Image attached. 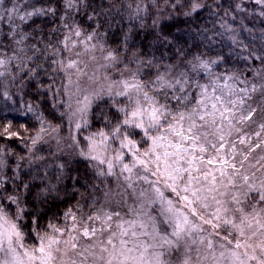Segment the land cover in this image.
I'll return each mask as SVG.
<instances>
[{
    "label": "snow or ice",
    "instance_id": "6c2138e0",
    "mask_svg": "<svg viewBox=\"0 0 264 264\" xmlns=\"http://www.w3.org/2000/svg\"><path fill=\"white\" fill-rule=\"evenodd\" d=\"M63 2L66 9H72L82 0ZM257 3H264V0H257ZM173 6L182 7V0ZM202 7L205 5L195 0L191 11L199 15L198 10ZM15 11L14 8L8 10L10 19ZM141 11L138 5L136 12ZM49 14L55 15L56 10L37 8L19 18L24 20L33 15ZM64 19L61 17L62 21ZM65 27L68 25L65 24ZM52 31L56 32L57 29ZM74 35L80 37L82 33L75 30ZM94 35L97 33L88 34L87 40ZM27 36L24 33L18 39L14 37L17 47L13 49L12 56H0V80L12 75V64L15 63L17 74L13 75V80L29 77L30 81L39 83L37 93L46 95L52 91L57 74L62 72L68 80L66 85H61L65 92L73 85L71 77L74 74L86 75L78 61L71 57L57 59L61 52H71L76 47L78 42L72 41L71 35L55 43L50 38L44 49L30 46L33 55H28L25 48L19 46ZM230 39L235 42V37ZM80 43L87 51V42ZM60 44H63V48L58 47ZM49 48L52 49L50 53ZM116 53L110 50L104 59L114 63ZM41 55L45 56V61L51 60V64L56 65L51 73L44 63H37ZM196 59L199 61L197 67L205 72L214 63L200 57ZM133 62L129 61V64ZM261 62L264 63V59ZM110 66L105 65L106 68ZM42 72L51 78L46 89L44 82L39 80ZM121 77L111 80L106 89L102 86L101 91L123 105L115 109V113L122 114V118L116 115L113 125L112 120L106 117V126H111L109 133L100 131L89 137L86 147L79 154L96 162L98 177L105 180L116 178L117 186L122 191H113L109 187L103 193L105 200L111 203L119 197L116 203L128 206V211L136 213L138 219L124 221L120 211L104 204L96 208L95 204L100 203L97 197L94 198V211L88 214L87 221L83 215L78 219L77 213L69 208L62 215L65 221L71 219L70 229L66 225L63 228L59 226L55 222V214L46 224H42L45 213L29 199L34 186L27 183L15 185L9 194L3 183L5 177L0 171V253H3L0 264H77L76 259L69 257L70 252L74 257H82L80 264H87L90 256L99 259L102 264H172L164 257L174 253L183 257L178 264H264V208H254L249 213L240 199V195L247 197L249 193H258V202L264 203V178L257 185L255 173L247 175L248 168L245 167L246 162L255 159L258 170H264V103L254 99L257 91L255 85L251 89L244 87L237 90L232 82L236 78L222 74L210 85H199V91L189 96L186 92L188 81L180 77L170 81L161 74L151 85L142 83L144 78L139 69L130 77L123 74ZM166 89L172 90L166 92V98L172 95V101L161 104L157 95ZM176 92L181 95H175ZM260 94L264 96V90ZM83 104L81 112L91 104L89 96H84ZM28 111L34 112L35 109L29 105ZM36 118L41 125L44 124L43 116ZM75 126L80 128L81 125L77 123ZM45 131L41 127L40 132ZM40 139L38 133L33 145ZM117 141L118 146L113 147ZM3 151L0 149V152ZM4 167L5 157L0 156V170ZM250 167L256 168V165L250 164ZM261 174L264 177V171ZM12 182L15 184V180ZM140 183L147 187L137 190ZM160 184L176 194L182 208L165 197ZM21 187L24 192L20 191ZM233 188H237L239 194L233 193ZM129 200L133 201V205H128ZM22 204L30 207H22ZM157 204L159 207H153ZM13 206L16 214L10 218L9 212ZM210 207L212 211L206 212ZM25 219L26 224L18 225L16 222ZM196 220L201 223H196ZM97 222L99 228L94 226ZM114 222L117 231L111 230ZM158 224L167 225L171 231L164 229L161 232ZM202 225H210L213 229L231 228L229 235L233 238H222L227 243L219 245L221 250L218 255L213 240L200 235L204 231ZM29 228L35 230L38 246L18 251V247H23L22 229ZM106 230L111 234L106 240L100 239L98 232L103 234ZM65 234L67 239L64 238ZM216 234L219 235L218 232ZM28 235L31 236L30 231ZM141 237L149 239L145 241ZM85 238L89 243L81 247ZM96 248L99 255L93 250ZM201 248L204 250L201 251ZM240 249L245 250L241 252ZM192 251L197 253L195 260L192 259Z\"/></svg>",
    "mask_w": 264,
    "mask_h": 264
},
{
    "label": "trees",
    "instance_id": "16d2710c",
    "mask_svg": "<svg viewBox=\"0 0 264 264\" xmlns=\"http://www.w3.org/2000/svg\"><path fill=\"white\" fill-rule=\"evenodd\" d=\"M244 2L242 0L241 5ZM235 3L236 0H205V7L199 10V15L193 12L191 16H185L181 7L173 6L175 0H169V4L157 0L155 6L145 0L144 8L147 10L139 13L128 9L126 5H121L117 10L109 5L108 0H82L72 9H66L63 0H0V56L14 54L13 49L17 47L14 37L18 39L21 34L27 33L28 36L19 46L24 47L28 55H33L29 50L30 46L35 45L38 49H44L50 38L53 43L57 40L62 41L71 29H74L80 30L86 37L96 32L97 35L92 39L98 46L104 51L112 49L117 53H123L124 64L129 63L133 53L144 59L156 62L163 59L165 63H170L175 59L176 48L162 38L175 39L177 45H180L186 41L190 27L202 26L217 33L213 37L214 42L210 41L209 44L225 57V74L232 76V72L235 71L242 73L240 80L252 81L255 71L264 68V63L258 58L264 48H261L260 34L252 25V20L249 23L250 27H247L251 32L241 26ZM13 8L16 11L10 19L7 13ZM37 8H53L56 14L33 15L24 20L19 18ZM224 9H228L235 19L225 16ZM61 17L65 19L62 21ZM221 19L237 29L235 42L230 39L231 33L220 27ZM65 24L68 27H65ZM53 29L57 31L53 32ZM58 47L63 48V44ZM51 51L49 48L48 52ZM253 51L257 53L256 56L251 55ZM161 52L168 55L161 57ZM61 57H69L68 51L61 52L57 59ZM37 63H44L49 73L56 67L51 64V60L45 61L44 55L40 56ZM124 64L120 66L124 67ZM16 74L14 63L12 75L0 80V149L22 161L23 168L17 176L20 178L15 184L13 182L11 184L15 186L27 183L34 186L29 199L37 209L45 213L42 221V224H45L53 214L56 219L61 218L63 212L75 205L86 206L87 203L88 206L92 205L96 194H99L96 191L99 190L101 180L87 162L60 157L54 152L48 139L46 146L36 148L33 154L30 152L33 139L38 133L41 134V127L46 130L44 133H48L51 127L57 128V123L61 124L64 121L60 116L63 107L59 102L64 96L61 85H64L65 77L62 72L57 74L52 91L42 95L37 93V88L40 87L37 81H30L29 77L13 80V75ZM151 74L150 69H144L142 72L143 78ZM39 80L44 82L45 89L51 83L50 76L43 72ZM29 105L33 106L34 112L28 111ZM112 110L108 102L96 105L91 113L92 124L105 126L107 124L105 118L111 119ZM37 116L44 117L43 125L37 120ZM58 131L64 133L61 129ZM44 185L49 187L55 185L60 194L49 199V193L39 192ZM6 188L11 190L8 185ZM20 191L24 192L23 187Z\"/></svg>",
    "mask_w": 264,
    "mask_h": 264
},
{
    "label": "rangeland",
    "instance_id": "374dc122",
    "mask_svg": "<svg viewBox=\"0 0 264 264\" xmlns=\"http://www.w3.org/2000/svg\"><path fill=\"white\" fill-rule=\"evenodd\" d=\"M244 4L241 5V8L244 9V11L238 12V17L240 18V21L243 20L244 24L243 27L247 28L250 27L249 23L252 20L253 23L252 25L255 27V30L257 32L260 31L259 29H264V3H257V0H244ZM203 8V7H202ZM201 8V9H202ZM199 9V10H201ZM198 10V11H199ZM195 13V12H194ZM249 17H252L250 19ZM74 29H71V31L68 33V35H71V39L74 42H78L76 47L71 50V52L68 51L69 57L72 59L78 61L79 66L82 70L83 73H86V75H73L71 78L73 80V85L68 89V91L65 92L64 90V96L63 99L60 100L59 104L63 108H61V114L64 118L63 123L59 124L57 123V128L51 127L50 132L48 133H41L40 137L41 139L37 141L35 145L33 143L30 146V152L39 148L46 146L47 144V139L48 143H51L52 149H54L55 153H58L60 157H65L69 160H80L87 162L90 167L94 170V172L97 173L99 170L96 167V162L91 161L89 159H86L85 157L81 156L79 153L81 150H83L88 142V138L96 135L100 131H104L106 134L109 133L111 126H102L101 124L94 125L92 124L93 120L91 118V113L93 109L96 107L98 104H102L103 102H108L109 106L113 109V113L111 114V120L113 125L116 122V115H120L122 118V114H116L115 109L116 107L123 106L121 104H117L115 98H109L106 92L101 91V87L107 88L108 83L111 82V80H119L122 77L120 76L119 73L112 71L111 68H106L105 65H107V61L105 59H101V54L103 53V56L107 55V51L102 50L96 41L94 39L87 40L86 36L81 35L80 37H76L74 35ZM87 42V51L85 50V46L83 43L80 42ZM76 53H79V55H76ZM116 67L122 68L120 64H117ZM260 71H264V68ZM91 77V79H90ZM108 77V80H105L104 78ZM65 83L66 85L68 83L67 78H65ZM253 82L255 81V76L252 80ZM237 90L240 88L248 87L250 88V85H246L243 83V80L240 79H235L232 81ZM79 88V91L77 90ZM99 94V95H97ZM87 95L90 97L91 104L89 107L81 112L80 109L84 107L83 101H84V96ZM255 100H258L259 97L255 96ZM255 106V105H254ZM79 123L81 126L80 128H76V124ZM55 129V131H53ZM61 129L64 131L62 133L61 131H58ZM52 134H49L51 133ZM99 139V137H96ZM118 146V141L113 143V147ZM48 147H50L48 145ZM211 154V153H209ZM259 155V154H258ZM0 156L5 157V164L6 167H4L2 170L3 175L5 177V180L3 181L5 187L6 185L9 186L10 189H8V193L11 194L12 189L15 187L14 185L11 184L13 180H17L16 177L18 176L20 170L23 168V163L20 159L14 158L13 156H10V154L6 153L5 151L0 152ZM251 165H256V168L250 167ZM245 167L248 168V172L246 173L247 175H252L255 173V183L259 185L260 179L264 178L262 177L261 172L264 170H258L259 165L256 164V160L252 159L250 162L245 163ZM11 169V171H9ZM119 171V169H117ZM95 173V174H96ZM217 175H219L217 173ZM97 176V175H96ZM101 180V184L99 185V190L96 192L99 194H96V198L98 196H101L103 191L108 190L110 187L113 191H122V189H119L116 183V178L115 177H109L106 180L102 177H99ZM150 179H156L155 177H150ZM103 181V182H102ZM161 190L164 192V195L168 199H172L178 207H183L182 203L177 199V196L175 193H172L169 189H166L163 184L159 185ZM183 185H181L182 187ZM140 187H147L145 184H138L137 185V190H139ZM231 191L235 194H239L237 188L231 189ZM227 199L230 200V197H227ZM241 201L244 202V207L247 212L251 213L253 209H260L264 208V203H259V194L258 193H249L247 197L240 195ZM119 200V197H116L115 199L112 200V202L108 205L109 208H115L116 210L120 211L121 217L123 218L124 221H131V220H137V214L134 212H129L128 211V206H122L118 205L116 201ZM5 203H8L5 201ZM128 205L131 206L133 205V201L129 200ZM22 207H25V205H21ZM101 206V202L95 204L96 208H99ZM153 207H159V204L154 205ZM74 212L77 213L78 219L81 215H83L85 221H87V216L90 213H93L94 208L93 204L88 206V203L85 205L79 204L75 205L73 208ZM151 211V209H149ZM206 212L210 213L212 211V208L210 207L209 209L205 210ZM16 214V209L15 206H13V209L9 212L10 218H14ZM154 215H157L156 213H153ZM231 215V213H230ZM142 219V218H141ZM162 219V218H160ZM18 225H23L27 223V220H20L16 221ZM55 222L61 226L62 228L66 225L69 229L72 226V221L69 218L67 221L64 220V217L62 215L61 218H57ZM118 222V221H117ZM196 223H201L200 221L196 220ZM47 221L45 222V224ZM95 227L99 228V222H97ZM126 227L128 226L127 224L125 225ZM158 227L161 229V232H163L164 229H167L168 232L171 231V228H169L167 225L163 224H158ZM202 228L204 231L200 233V235H203L207 239L213 240L214 244L216 245V250H217V255L219 254V251L221 250L219 248V245L221 243H227L226 240H223V237H228V239H232L233 237L229 235V233L232 231L231 228H220V229H213L211 228L210 225H202ZM24 232L23 239L21 241L22 248L18 247V251H23L24 249L30 250L31 248L38 246V239L36 237V232L34 229H22ZM111 230L112 231H117L116 229V222L112 223L111 225ZM29 231L31 232V236L28 235ZM137 231H139V228L137 227ZM149 231L151 229L149 228ZM219 233L217 235L216 233ZM43 234V231H42ZM75 234V233H73ZM110 231H105L103 234L98 232V237L102 240H106L108 235H110ZM65 239H67V234L64 236ZM142 240L148 241V237H141ZM89 241L85 238L81 242V247L87 246ZM116 243L118 244L119 241L117 240ZM235 241L233 240V246H234ZM5 248H7V244L4 245ZM97 255H99V249H93ZM204 249L201 248V251ZM245 249H240L241 252H243ZM3 253H0V256H2ZM192 259L195 260L197 257V253L195 251H192L191 253ZM257 255H259V251L257 250ZM69 257L77 259L76 257L72 256V253H69ZM68 257H66L67 259ZM82 257L78 258V261H80ZM93 257H89L88 261H91ZM165 260H170L172 264H178L180 260L183 259L182 255L179 253H174L171 254L170 256L164 257ZM102 264V262H101ZM250 264H254V262H250Z\"/></svg>",
    "mask_w": 264,
    "mask_h": 264
},
{
    "label": "clouds",
    "instance_id": "9594fccd",
    "mask_svg": "<svg viewBox=\"0 0 264 264\" xmlns=\"http://www.w3.org/2000/svg\"><path fill=\"white\" fill-rule=\"evenodd\" d=\"M153 6L156 5V0H148ZM195 0H184L183 6L181 7L183 9V14L188 13V15L185 16H191V5L194 3ZM201 4H205V0H199ZM109 5H111L113 8L119 10L121 5H126L128 9L133 10L136 12V8L139 5V7L142 9V11H146L147 9L144 8L145 0H119V2H116V0H108ZM164 4H169V0H163ZM175 3H181V0H175ZM242 0H236L235 8L238 12L244 11V9L241 8ZM133 5H135V8H133ZM224 15L228 17H232L235 19L233 14L228 10L224 9ZM264 15V14H262ZM156 23V20H153V24ZM241 26H243L244 22L243 20L240 21ZM220 27L226 31L231 33V37H237V29L232 28L230 25L227 24L226 21L221 19ZM246 31L251 32V29L245 28ZM260 31V44L261 48H264V29H259ZM207 33V34H206ZM217 33L212 29H206L201 27H190L187 35V39L184 43L177 45L175 39H169L167 37L162 38L163 40H166L168 44H172L173 47L176 48L175 53V59L170 63H165L163 59L160 62H156L154 60L144 59L141 56H138L136 53H133L132 57L129 58V61H134L133 63L124 64V56L123 53H116L117 60L116 62H109L107 61V65L111 64L109 68L112 69V71L117 72L120 74V76L123 74L125 76H131V74L135 73L137 69L142 73L144 69H150L151 75H147L146 78L143 79L142 83H148L151 85L152 81H155L157 76L163 74L168 80L174 81L177 77H180L181 79H186L188 81V84L186 85V92L190 96L192 92H198L199 91V85L203 84H211L212 81L217 80L222 74H225L226 69V61L225 57L217 51L215 48H213L209 42L213 41V37ZM214 42V41H213ZM112 49H106L105 51H110ZM161 57L168 55L166 53L161 52ZM251 55L256 56L257 53L255 51L251 52ZM197 57L203 58L206 61L214 62L211 63L210 70L205 72L201 71L197 65L199 61L196 59ZM259 59H264V51H261L259 54ZM101 59H104L103 53L101 54ZM117 64H124V67L118 68L116 67ZM186 74V75H181ZM242 73H238L233 71L232 76H234L236 79H239ZM246 82V85H250V88L255 85L257 91L255 93V96H258L259 99L256 100L258 103H264V96H261V91L264 90V71H255V81H249L247 79L244 80ZM211 90V89H209ZM171 89L161 90L158 92L157 99L161 104H167L170 101H172V95H168L166 98V92H171ZM151 92V88H150ZM175 95H181V93L176 92ZM179 107V106H178ZM59 179V178H57ZM103 182V181H102ZM54 189V190H50ZM107 191V190H105ZM103 191V193L105 192ZM40 193H49V199H52L54 196H58L60 194L59 190L56 188L55 185H52L49 187L48 185H44L39 190ZM103 193L101 196H98L99 201L101 204H104L108 206L110 203H108L105 200V197L103 196ZM81 197L83 198V193L81 194ZM77 264H80V261H78L79 257H76ZM87 264H101V261L99 259H92L91 261H88Z\"/></svg>",
    "mask_w": 264,
    "mask_h": 264
}]
</instances>
